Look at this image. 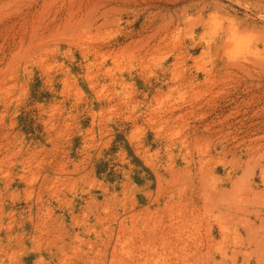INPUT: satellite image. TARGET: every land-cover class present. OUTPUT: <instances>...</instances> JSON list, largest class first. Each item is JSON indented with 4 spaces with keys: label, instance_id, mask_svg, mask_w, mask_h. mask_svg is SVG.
<instances>
[{
    "label": "rangeland",
    "instance_id": "1",
    "mask_svg": "<svg viewBox=\"0 0 264 264\" xmlns=\"http://www.w3.org/2000/svg\"><path fill=\"white\" fill-rule=\"evenodd\" d=\"M0 264H264V0H0Z\"/></svg>",
    "mask_w": 264,
    "mask_h": 264
}]
</instances>
